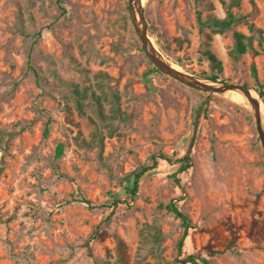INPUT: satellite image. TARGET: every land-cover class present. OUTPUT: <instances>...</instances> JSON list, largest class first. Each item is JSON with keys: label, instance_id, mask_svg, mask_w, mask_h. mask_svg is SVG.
<instances>
[{"label": "rangeland", "instance_id": "1", "mask_svg": "<svg viewBox=\"0 0 264 264\" xmlns=\"http://www.w3.org/2000/svg\"><path fill=\"white\" fill-rule=\"evenodd\" d=\"M63 5L0 0V131L10 133L0 141V264H191L189 254L264 264V152L251 107L151 72L128 0ZM143 10L168 62L264 86V0H143ZM227 10L231 27L208 25ZM234 31L254 56L231 52ZM158 153L173 160L157 158L129 194L132 172ZM170 202L191 221L180 252Z\"/></svg>", "mask_w": 264, "mask_h": 264}, {"label": "water", "instance_id": "2", "mask_svg": "<svg viewBox=\"0 0 264 264\" xmlns=\"http://www.w3.org/2000/svg\"><path fill=\"white\" fill-rule=\"evenodd\" d=\"M129 13L133 26L141 41L142 47L153 65L163 73L171 76L177 81L188 86L209 91V92H226L228 90H236L242 93L249 101L252 115L255 121V129L257 130L260 144L264 152V115L261 113V104L264 108V101L259 92L253 87L245 84L228 82L224 80H213L193 72H189L181 67L171 65L165 59L163 53L155 46L149 35L148 23L144 16L143 0H128ZM255 91L254 96L251 91Z\"/></svg>", "mask_w": 264, "mask_h": 264}, {"label": "trees", "instance_id": "3", "mask_svg": "<svg viewBox=\"0 0 264 264\" xmlns=\"http://www.w3.org/2000/svg\"><path fill=\"white\" fill-rule=\"evenodd\" d=\"M57 5L61 8V10H65V7L63 5V0H55ZM198 19L201 22V24H205V22L201 21V17L200 14L198 15ZM237 20V17L234 16V14L230 11L227 10V14L225 15L224 18H212L209 20L208 25H210L211 27H213L214 30L217 31H222L224 29H227L229 27H231L233 25V23ZM245 34L240 32V31H234V39H235V46L233 51H231L233 54L235 52L238 53H242V52H247V50H250V54H252L253 56L256 53V50L252 47L251 42L249 41H245ZM207 55L209 57V59L215 63L219 68H221V62L217 59V57L213 54L210 53V51H207ZM255 67L253 66V69ZM151 72L153 71H159L154 65L151 66ZM204 75V73H203ZM256 76V75H255ZM207 78L216 80L218 79V76L216 75V73H210L209 75H207ZM245 84V83H243ZM247 84H245L246 86ZM253 87L259 92L260 96L262 97L263 101H264V86L260 83H257L255 85H253ZM201 104H199L198 107H200ZM49 132V120H47V122L45 123L44 129H43V135L46 136ZM4 134H10L7 132H1L0 131V141L3 138ZM63 151V144L62 143H58L57 147H56V157H59L61 155ZM157 158H162L165 159L167 161H172V157L165 154V153H158L157 155L153 156L151 161L139 166L136 170H134L130 176V181L129 184L125 187L126 190L128 191L129 194L131 195H135L137 188H138V184L140 182V179L142 178V176L149 171L150 169H153L154 167L157 166ZM177 162H181V165L179 166V171H184L186 170L189 166H190V162H189V156L188 155H184L180 158L175 159ZM82 201H85L87 203H90L89 200H87L86 198L81 199ZM166 207H168V210L177 218H179L181 220V225L183 228L181 237L179 238L178 241V251H181L182 245H183V241L187 235V231L188 228L191 227V221L190 218L188 216L187 213H185L184 211H182L174 202H170L167 203ZM184 263H191V264H201L197 258L195 257V255L193 254H189L186 255L184 258Z\"/></svg>", "mask_w": 264, "mask_h": 264}, {"label": "bare ground", "instance_id": "4", "mask_svg": "<svg viewBox=\"0 0 264 264\" xmlns=\"http://www.w3.org/2000/svg\"><path fill=\"white\" fill-rule=\"evenodd\" d=\"M167 62H168V61H167ZM169 63H170L171 65L175 66V67H178L176 64H174V63H172V62H170V61H169ZM225 93H235V95L237 96V98H239V99L245 101V102L249 105V107H250L249 101H248V99L246 98V96H244V95H243L242 93H240L239 91H236V90H228V91H226ZM251 93H252L254 96H257V94L255 93V91L252 90ZM261 113H262V116H263V115H264V108H263L262 104H261Z\"/></svg>", "mask_w": 264, "mask_h": 264}]
</instances>
